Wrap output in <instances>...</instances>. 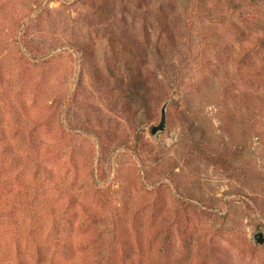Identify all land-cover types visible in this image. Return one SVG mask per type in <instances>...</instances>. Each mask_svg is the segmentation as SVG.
I'll use <instances>...</instances> for the list:
<instances>
[{"label":"rangeland","instance_id":"1","mask_svg":"<svg viewBox=\"0 0 264 264\" xmlns=\"http://www.w3.org/2000/svg\"><path fill=\"white\" fill-rule=\"evenodd\" d=\"M247 17L224 0H0V264H264Z\"/></svg>","mask_w":264,"mask_h":264},{"label":"trees","instance_id":"2","mask_svg":"<svg viewBox=\"0 0 264 264\" xmlns=\"http://www.w3.org/2000/svg\"><path fill=\"white\" fill-rule=\"evenodd\" d=\"M224 2L233 9L239 8L241 14H249L248 29L251 30V39L253 38L255 46L248 50L264 60V7L262 5L264 0H224Z\"/></svg>","mask_w":264,"mask_h":264},{"label":"water","instance_id":"3","mask_svg":"<svg viewBox=\"0 0 264 264\" xmlns=\"http://www.w3.org/2000/svg\"><path fill=\"white\" fill-rule=\"evenodd\" d=\"M165 120H166V104H164L161 109V115L158 124L152 126L151 133L156 134L157 132L162 131L165 128ZM253 239L255 240L256 243L264 244V232L263 231L256 232L253 235Z\"/></svg>","mask_w":264,"mask_h":264}]
</instances>
